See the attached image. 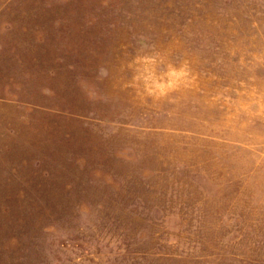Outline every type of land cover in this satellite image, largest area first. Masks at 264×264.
<instances>
[{
    "label": "rangeland",
    "instance_id": "obj_1",
    "mask_svg": "<svg viewBox=\"0 0 264 264\" xmlns=\"http://www.w3.org/2000/svg\"><path fill=\"white\" fill-rule=\"evenodd\" d=\"M0 264H264V0H0Z\"/></svg>",
    "mask_w": 264,
    "mask_h": 264
},
{
    "label": "clouds",
    "instance_id": "obj_2",
    "mask_svg": "<svg viewBox=\"0 0 264 264\" xmlns=\"http://www.w3.org/2000/svg\"><path fill=\"white\" fill-rule=\"evenodd\" d=\"M181 73H183V74H186V73H184V70L183 69H172V75L175 77V76H177L178 74H181ZM164 93L163 92H161V95H163Z\"/></svg>",
    "mask_w": 264,
    "mask_h": 264
}]
</instances>
